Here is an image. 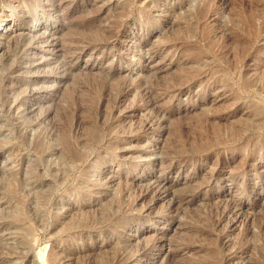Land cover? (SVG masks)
<instances>
[{
  "label": "rangeland",
  "instance_id": "rangeland-1",
  "mask_svg": "<svg viewBox=\"0 0 264 264\" xmlns=\"http://www.w3.org/2000/svg\"><path fill=\"white\" fill-rule=\"evenodd\" d=\"M12 1L32 19L0 29V264H264V0ZM164 177L200 195L170 221L137 200Z\"/></svg>",
  "mask_w": 264,
  "mask_h": 264
},
{
  "label": "bare ground",
  "instance_id": "bare-ground-1",
  "mask_svg": "<svg viewBox=\"0 0 264 264\" xmlns=\"http://www.w3.org/2000/svg\"><path fill=\"white\" fill-rule=\"evenodd\" d=\"M24 2H26L27 4L30 2V0H22ZM12 2H15V7L16 8H21L22 7V2L21 0H13ZM23 2V3H24ZM25 3V4H26ZM13 7V5H12ZM13 7V8H15ZM26 8V7H25ZM17 10V9H15ZM24 11V10H23ZM16 12V11H15ZM11 13V14H7V15H4V16H0V29L2 27H4L5 25L7 24H12L14 22H17V23H22V20H25V21H30L32 19V15L28 12H23V14H20V13ZM17 14V15H16ZM8 20H10V22H8ZM24 21V22H25ZM242 21V20H241ZM250 24V23H249ZM253 25V23H251ZM246 26H248V24H246ZM251 26V25H249ZM254 27V26H253ZM252 27V28H253ZM246 28V27H245ZM251 28V29H252ZM255 30V29H254ZM88 31V30H87ZM254 32V31H253ZM17 34V33H15ZM20 35V34H19ZM3 36V33H0V47L2 46L3 42H2V37ZM229 36V35H228ZM246 36V35H245ZM241 41V40H240ZM239 41V42H240ZM243 41V40H242ZM241 41V43H242ZM240 49V48H239ZM243 49V48H242ZM232 56V55H231ZM68 66L65 65V73H68L69 71L68 70ZM62 71V70H61ZM126 90V89H125ZM118 93V92H117ZM114 94V93H113ZM124 94V93H123ZM116 95V94H115ZM114 95V96H115ZM119 96V95H118ZM116 99V97H115ZM118 99V98H117ZM152 100V99H151ZM118 101V100H117ZM154 101V100H153ZM116 102V101H115ZM156 103V102H155ZM135 105V104H134ZM154 105V104H153ZM133 107V106H132ZM131 107V108H132ZM136 108V107H135ZM134 112V111H133ZM235 112V111H234ZM259 122V121H258ZM242 123V122H241ZM143 126L144 127H147V128H151L152 126V123L150 121H146L143 123ZM232 126V125H231ZM233 127V126H232ZM146 128V129H147ZM216 129V128H215ZM141 130V129H140ZM217 130V129H216ZM242 130V129H241ZM128 132V131H127ZM123 135V134H122ZM38 136V135H37ZM126 136V135H125ZM204 136V135H202ZM212 136V135H211ZM132 137V136H131ZM134 137V136H133ZM140 137V136H139ZM112 138V137H111ZM129 138V137H128ZM202 138V137H201ZM101 139V138H100ZM198 139V137H196V140ZM213 139V138H212ZM212 139H210V141H208L209 143L207 144H201V146H199V149L200 150H210L211 146L213 145V141ZM224 139V138H223ZM175 140V139H174ZM200 140V139H199ZM67 141V140H66ZM181 141V140H180ZM225 141V140H224ZM235 141V140H234ZM237 141V140H236ZM199 142V141H198ZM41 146V142L38 140V143H37V146ZM180 145V144H179ZM229 145V144H228ZM216 146V145H215ZM232 146V145H231ZM122 147V145H121ZM214 147V146H213ZM219 147V146H218ZM196 148V147H194ZM8 149L11 150L12 154L16 151H18V146L16 145L15 142H10L8 144ZM119 149V148H118ZM185 149V148H184ZM216 151V149H215ZM193 152V151H192ZM199 152V151H198ZM163 153V152H162ZM193 154V153H192ZM198 154V153H197ZM201 154V153H200ZM192 156V155H191ZM187 157H188V154L184 151H182L180 148L179 149H174L173 151L171 152H168L167 153V159L165 160V162H161L159 161L158 164L160 166H165V168L167 170H170L174 167H177V166H180L181 164L185 163V161L187 160ZM219 159V158H218ZM17 161H19V157H16V156H12L11 157V162L12 163H16ZM218 161V160H217ZM157 164V165H158ZM213 164V163H212ZM216 164V163H214ZM215 170V169H214ZM158 171V170H157ZM239 171V170H238ZM244 171V170H243ZM219 173V172H218ZM244 173V172H243ZM227 174V173H226ZM201 176V175H200ZM155 177V176H154ZM229 176H227L228 178ZM237 177V176H236ZM215 178V177H214ZM199 179V178H198ZM232 179V178H231ZM235 179V178H234ZM213 180V179H212ZM224 180V179H223ZM175 181V180H174ZM227 181V180H225ZM233 182V181H232ZM178 183V182H177ZM203 183V182H202ZM205 186L206 183H204ZM152 185V184H150ZM181 185V183H180ZM201 184H199L198 186H200ZM229 185V184H228ZM195 186V185H194ZM205 186H201V189H203L202 187H205ZM209 186V185H208ZM217 189V188H216ZM175 191H178V192H175ZM195 191L194 189L191 187V186H186L180 190H176V189H173V187L171 186V183L169 182V180L164 177V178H159V179H156V184L153 185L152 187H146L144 188L142 191H140V194H139V198H137V200L139 199L140 201L142 200H145V201H149V205H148V208L150 209H157V211H159L160 213H162V217H164V220L165 221H170V214L172 212H176L177 210H179L181 208V206L187 202V198H192V199H197V198H200V195H195ZM204 193V192H203ZM213 195V194H212ZM217 195V193L215 194ZM210 198V197H209ZM212 198H215V196H213ZM85 199V198H84ZM191 199V200H192ZM234 199V198H233ZM211 200V199H210ZM221 201V200H220ZM136 202V201H135ZM230 203V202H229ZM237 203V202H236ZM68 204V203H67ZM228 205V204H227ZM231 205V204H230ZM80 206V205H79ZM238 206V205H237ZM228 209V208H227ZM147 210V209H146ZM145 210V211H146ZM154 210V209H153ZM58 211V210H57ZM151 212H153L152 210H150ZM156 214L158 212H155ZM71 214V213H70ZM69 214V215H70ZM75 214V213H73ZM78 214V213H77ZM218 214V213H217ZM68 217V216H67ZM215 220V219H214ZM213 221V220H212ZM88 222L87 221H81V223L79 224L81 227H85L87 226ZM66 225V224H65ZM127 228V227H126ZM78 231V230H77ZM214 235V234H213ZM165 235H162V234H156V235H153V238L151 240V242L147 245H144L142 247H139L141 250L140 252V257L139 258H135L133 257V260L135 262H138V261H141V260H144L146 259L149 254L152 252V251H156V253H160L161 256H162V253L164 251L167 252L166 250V247L167 245H165V238H164ZM73 238V237H72ZM224 239V238H223ZM167 241V240H166ZM57 245V244H56ZM63 249V248H62ZM61 249V250H62ZM60 253V252H59ZM64 254L63 250L60 254ZM170 253V252H169ZM175 253V252H174ZM60 254H57V253H52L50 252L49 254V258H48V264H63L64 261H62L61 257H59ZM65 255V254H64ZM114 257L115 258V262L119 263L121 262L122 260H120L121 258V255L118 251L115 252L114 254ZM246 256V255H245ZM94 260V259H93ZM123 262V261H122ZM127 264V263H126Z\"/></svg>",
  "mask_w": 264,
  "mask_h": 264
}]
</instances>
